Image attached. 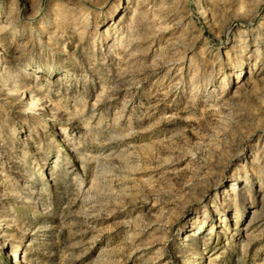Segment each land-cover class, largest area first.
Returning <instances> with one entry per match:
<instances>
[{"label": "rangeland", "instance_id": "374dc122", "mask_svg": "<svg viewBox=\"0 0 264 264\" xmlns=\"http://www.w3.org/2000/svg\"><path fill=\"white\" fill-rule=\"evenodd\" d=\"M0 264H264V0H0Z\"/></svg>", "mask_w": 264, "mask_h": 264}, {"label": "bare ground", "instance_id": "6f19581e", "mask_svg": "<svg viewBox=\"0 0 264 264\" xmlns=\"http://www.w3.org/2000/svg\"><path fill=\"white\" fill-rule=\"evenodd\" d=\"M196 14L197 17H199L201 20H204V18L207 16V8L204 5H201L199 9H197ZM243 183H247V181H243ZM233 184H235V182H233ZM234 188L235 186L232 185V187H230V190H233ZM223 221L224 219L221 220L220 222L222 223ZM204 224L205 223H203V225L200 228H203Z\"/></svg>", "mask_w": 264, "mask_h": 264}]
</instances>
